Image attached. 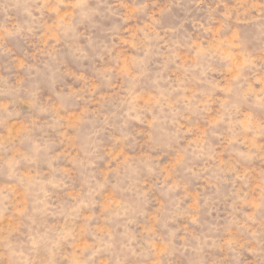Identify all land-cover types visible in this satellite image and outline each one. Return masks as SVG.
<instances>
[{"label":"rangeland","instance_id":"obj_1","mask_svg":"<svg viewBox=\"0 0 264 264\" xmlns=\"http://www.w3.org/2000/svg\"><path fill=\"white\" fill-rule=\"evenodd\" d=\"M0 264H264V0H0Z\"/></svg>","mask_w":264,"mask_h":264}]
</instances>
